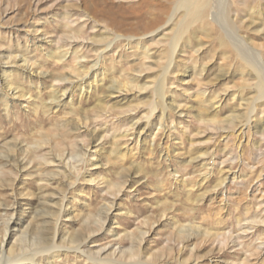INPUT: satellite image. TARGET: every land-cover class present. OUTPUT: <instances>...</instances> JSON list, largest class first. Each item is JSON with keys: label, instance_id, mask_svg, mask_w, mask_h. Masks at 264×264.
Masks as SVG:
<instances>
[{"label": "rangeland", "instance_id": "374dc122", "mask_svg": "<svg viewBox=\"0 0 264 264\" xmlns=\"http://www.w3.org/2000/svg\"><path fill=\"white\" fill-rule=\"evenodd\" d=\"M207 4L0 0V264H264V0Z\"/></svg>", "mask_w": 264, "mask_h": 264}, {"label": "bare ground", "instance_id": "6f19581e", "mask_svg": "<svg viewBox=\"0 0 264 264\" xmlns=\"http://www.w3.org/2000/svg\"><path fill=\"white\" fill-rule=\"evenodd\" d=\"M180 5H181L180 8H186V11L190 16L200 17L203 15L208 4H207V0H180ZM176 49H177V44L174 45L173 53H175ZM61 57H63V55H61Z\"/></svg>", "mask_w": 264, "mask_h": 264}]
</instances>
